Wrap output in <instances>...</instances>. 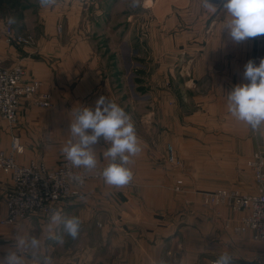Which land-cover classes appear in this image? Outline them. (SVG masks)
Segmentation results:
<instances>
[{"label": "crops", "instance_id": "crops-1", "mask_svg": "<svg viewBox=\"0 0 264 264\" xmlns=\"http://www.w3.org/2000/svg\"><path fill=\"white\" fill-rule=\"evenodd\" d=\"M121 1L57 0V4L49 9L41 8L38 2L34 5L23 3L13 15L17 23L12 26L17 33L32 34L34 43L11 45L6 41L5 33H0L4 36L0 37V63L6 66L23 64L26 67L25 78L39 79L42 83L40 89L50 91L53 96L50 107L39 106L32 99L21 101L17 131L24 150L19 160L27 163L33 158H43L49 164H55L59 150L70 139L68 130L73 119V107L94 108L100 96L120 105L135 127L136 97L132 94L137 97L143 95L149 104L152 98L156 99L151 93L153 80L155 82L159 78L161 88L169 89L167 83L170 84L169 94L166 90H159L157 94L163 125L160 136L156 138L160 141V154L167 155L164 145L167 142H173L178 152L183 148L182 142L187 141L185 145L191 148L192 157L198 158H195L192 169L195 173H199L200 158H210L215 153L225 156L227 160L220 163L229 173L235 172L237 157L241 160L258 146H264V125L253 130L233 118L227 109V96L235 85L247 83L243 79L245 64L254 60L258 65L264 58V35L239 45L232 43L222 31L226 12L219 8L215 13L205 10L202 0H141L144 13L153 8L151 11L156 15L154 20L143 23L132 19L131 8L124 12L123 20L118 19ZM5 25V19H2L0 30ZM132 39L134 42L129 41L131 44L145 47L144 57L149 66L142 72L145 78L140 75L134 77L130 86L124 78L118 45ZM176 62L185 66L183 72L186 71L194 81L195 89L189 102L195 111L173 116L169 113L170 105H173H169V100L176 101V111L183 110L177 104H185L182 93L179 92L183 100L172 90L177 86L176 81L171 85L167 80L176 77ZM139 70L135 68L133 71ZM139 81L144 85H139ZM199 87H206L207 93L198 92ZM179 88L182 89L181 85ZM147 113L152 114L151 105ZM3 123L0 119V140L1 145L7 147L10 137L6 124L1 126ZM189 131L191 136H188ZM137 137L139 143L146 142L143 137ZM144 137L155 141L153 137ZM108 147L103 138L94 145L97 161L106 166L109 161L103 152ZM156 161H152L143 148L129 164L133 185L114 187L103 180L91 179L79 197L65 203L61 214L78 217L86 228L80 229L78 237L91 241L75 244L74 239L65 235V242L59 244L53 237L63 234L62 227H50V217L44 219L34 215L16 228V235H13L10 225L0 223V255L8 250L16 252L22 264H46L48 261L50 264H162V252L164 256L171 253V249L176 247L174 244L182 238L183 249L187 250L182 255V263L192 264L202 256L215 261L219 255L210 258L200 246L207 236L202 237L194 226L182 224L184 211L177 212L179 215L174 221L171 216L158 215L161 207L167 206L168 202L172 204L174 200H167L160 183H152V174L158 171L162 185L167 188L170 184L168 171L155 167ZM142 174L149 176L141 179ZM179 178L183 179V187L189 184L188 177L176 180ZM233 180L242 182L236 174ZM10 182L9 175L0 170V218L6 214L5 192ZM175 202L178 203L177 200ZM192 205L198 210V203ZM228 212L227 215L231 214ZM213 234L217 235L219 243L226 246L233 264H248L249 260L250 264L261 263L264 243L255 241L252 232L235 237L215 228ZM33 237L40 241L35 252L20 242ZM191 247H196L197 253H192L194 248ZM190 257L195 261H189L194 260Z\"/></svg>", "mask_w": 264, "mask_h": 264}, {"label": "rangeland", "instance_id": "rangeland-1", "mask_svg": "<svg viewBox=\"0 0 264 264\" xmlns=\"http://www.w3.org/2000/svg\"><path fill=\"white\" fill-rule=\"evenodd\" d=\"M36 2H37V0H0V21L2 19H5V17H7L9 15H15L16 9H18L20 7V5H22L23 3L25 5H30V4L34 5ZM129 3H130V0H122L121 1L120 8H119L121 10H120V14L117 17L118 19L123 20L124 12L131 8L129 6ZM147 3H150V1ZM131 9L133 10L132 11L133 12L132 19L137 21L138 23L139 22L143 23V21L154 20V17L156 16L154 14V12L151 11V10H153V8H151L150 11H147L146 13H144L145 11L142 10L141 4L139 7L135 8V9H133V8H131ZM1 32H3V34L5 33L4 26H3V29L0 30V33ZM137 32H138V29H137ZM139 32H141V31H139ZM17 34H21V33H17ZM206 34H207V31H206ZM23 35H31L32 36V34H30V33L23 34ZM1 36L2 35H0V37ZM3 37L4 36H2V38ZM5 38H6V33H5ZM129 41L134 42L133 39H132V41L131 40L123 41L122 43H120L118 45V52H119V55H120L121 60H122V63H121L122 67H124V71H125L124 78L126 79V81L129 82V85L132 86V79L134 77H137L140 75V77H142L143 79L145 78L144 73H142V72H144V69L148 68L149 64L146 62L147 60L144 57L145 52H146L145 47H139L138 45L131 44ZM33 43H34V38H33ZM9 44H11V43H9ZM12 44L13 45H24V44H16V43H12ZM32 44H30V45H32ZM133 55H134V57H133ZM183 60H185V56L183 57ZM1 65L6 66L4 64H1ZM7 67H10V66H7ZM184 67H185L184 65H181V64H179V62L178 63L176 62V66H175L176 77H172V78L167 79V80H169V83H171V85L173 82L176 81V84H177L176 88L175 87L172 88V90L175 92V96H178V97H180V99H182V97L180 96V93H179V92H181L182 95L184 96V99H185V104H183L182 102L177 104L179 108L182 106V108H183L182 111H176L175 110L176 109V107H175L176 101L169 100V105L173 104V105H170V106H172V108L169 110V113H172L173 116H175L178 113L189 114V113H192L195 111V108H193V104L191 102H189V100L191 99L190 96L194 93L193 89H195V85H194V81L191 79V76L188 73H186V71L183 72ZM135 68L140 69L139 71H141V72L133 71ZM25 69H26V67H25ZM179 75H181L182 77ZM158 79L159 78H156L155 82L153 80V85H152V89H151L152 97H154V98L156 97V99L152 98V101H149V104L146 100H144L142 98L143 95H141V97H137L136 95H133L132 94L133 92L131 89L132 87L130 88V94H132V97H136V102H134L135 121H136V124H135L136 135L141 136L144 138V140H146V142L143 141L144 143H140V146L142 149L144 148L148 151V155H150V157L152 158V161L157 160L155 167L159 166V167L164 168L163 171L167 170L168 175L170 176L169 177L170 184L168 185L167 188H165L159 179L161 174L158 171L156 173L152 174V179H151L152 183H154V182L160 183L162 189L165 190L164 196L167 197V200H169V201L174 200V202L172 204H170V202H168L167 206L161 207L159 209V210H161L160 212H158V211H155V212H158V215L159 214L160 215H166L167 218L169 216H171V217H173L172 221H174V219H176V216L179 215V214L176 215L177 212L180 213L181 211L182 212L184 211V215L182 216V218L185 220L183 221L182 224L192 226V227L194 226L200 231L199 233L202 235V237L207 236L206 237L207 239L204 238V241L202 243L203 245H200L201 248H203V250H205V251H203V253L205 255H207V253H208V256H210V258H211V256H215V255L220 256L222 253L227 252L226 246L223 245L222 242L219 243V240H218L219 238H217L216 234L212 235V232L216 228L218 231L222 230L223 232H230L235 237H239V235H242V234L234 233L232 231V229L230 227H227L225 224V219H228L231 217H237L238 214L232 212L229 209V207L227 205H224V204H220V205L212 206V207L206 206L203 203V198H204L203 192L218 189V188H228V189H236L243 194H255L258 191L257 185L255 182L252 170L247 165V159L251 157L252 153L257 148L255 150H253V152L250 155H247L245 158L242 157L243 159H241V160L239 159V157L236 158L239 161L236 162V165H235L236 170H235V172L233 171V173L232 172L229 173L227 171V169L225 168V166H223L222 163H220L222 160H227V159H225V156L218 155V153L212 154L210 158L207 156L201 157L200 162L198 163V165H200L199 166L200 167L199 173L197 174L194 171H192L193 166L195 164L194 160L196 157H192L191 148H187V146L185 145L187 143V141H185L184 143L182 142V144H184L183 148L178 150V152H177V150L175 148V144L173 142H167L164 144L166 146L165 148L167 150V153H168V145L171 144V145H173L174 149L176 150L178 156L180 157L179 158L180 159L179 164L169 162L167 160V155L165 156L164 154H160L161 153L160 152V141H158L156 138H158L160 136L159 131L162 130V128H163L162 122L160 120L161 119L160 110H159L160 105L158 104L157 94H158L159 90H161V91L166 90V91H168V94H169L170 84L167 83V86L169 89L161 88L160 81ZM139 85H144V83L142 81H139ZM179 85H181L182 89L179 88ZM206 90H207L206 87H199L197 91L200 93L206 94L207 93ZM136 94H138V93H136ZM146 97L149 98L150 94ZM150 105L152 107V114L148 115L147 110L150 109ZM1 117H0V119H3L4 123L6 124V131L9 133V137H10L9 144H10L12 134L15 131L20 136L19 131H17L18 121H17V123L13 129L7 123V121L3 117L2 118ZM18 120H19V117H18ZM152 122L154 124H152ZM4 123L1 124V126H3ZM161 125H162V127H161ZM214 128H217V127H213V129ZM189 132L190 133L188 134V136H191L192 135L191 131H189ZM144 136L153 137V140H155V141L151 142L150 140L145 139ZM1 144L2 143L0 140V145ZM9 144L7 147H4L2 145L1 146L3 148L7 149L9 147ZM258 147H264V146L260 145ZM33 159L45 160L43 158H33ZM197 159L198 158H196V160ZM233 160H234V158L232 156V161ZM142 162H144V160H142ZM142 162H141V164H143ZM98 163L106 167V165L102 164L101 162L98 161ZM165 165H167V166H165ZM155 170H158V169L155 168ZM235 174L239 177V181H242V182H240V183L234 182L233 177ZM148 176H149L148 174L140 175L141 179L142 178L147 179ZM178 177H184L185 179L187 177L189 178L188 179L189 184L186 187H182V189H180V190L177 189L178 179L176 180V178H178ZM179 179H182V178H179ZM99 180H103V179H99ZM175 180H176V183L174 184ZM133 184L134 183H132V182L129 183V185H133ZM8 189H9V187L7 188V190ZM202 189H204V190H202ZM206 189H208V190H206ZM156 196L158 197V195H156ZM72 199H74V198L68 199L64 202L63 206L61 207V210H59L61 213L65 210V203L68 202L69 200H72ZM175 200H177L178 203H176ZM195 202L198 203V205H199L198 210L197 209L195 210L196 207L192 205ZM180 203L182 204V206H180ZM153 207L155 208V206H153ZM69 209L70 208H68L65 212H68ZM227 210L229 211L228 213H231V214L227 215L226 214ZM192 215H194V216H192ZM50 216L40 215V217L44 218V219H47ZM195 220H198V222ZM98 224L101 226V223H98ZM35 228L37 229V226ZM81 229H86L82 226V223H81ZM187 231H190V230H187ZM245 233H247V232H245ZM252 238H253V236H252ZM253 239L255 241H258V242L263 244V242L256 240L255 238H253ZM84 240H87V241L90 240L91 241V239H81V238L77 237L76 239H74V242H75V244H79V241L83 243ZM92 240H93V242L95 241V239H92ZM182 243H183V240L181 238V240L179 239L178 242L176 244H174L176 246V247L174 246L175 247L174 249L170 248L171 247L170 243L167 244L168 248H170L172 252L168 253L166 256H164V254L162 252V255L160 256L162 264H186L185 262H183V263L181 262V258H183L182 255H185L187 253V250L185 251L183 249ZM191 248H194L192 253H197V251L195 250L196 247H191ZM175 251H177V252H175ZM190 258H193V257H190ZM189 261H195V259L189 260ZM213 262L214 261H209L207 259V256H206V258H203V256H202V258L199 259V261L197 260L192 264H199V263L200 264H213ZM250 262L251 261L249 260L248 264H250ZM260 264H264V254H263V258L261 259Z\"/></svg>", "mask_w": 264, "mask_h": 264}, {"label": "clouds", "instance_id": "clouds-1", "mask_svg": "<svg viewBox=\"0 0 264 264\" xmlns=\"http://www.w3.org/2000/svg\"><path fill=\"white\" fill-rule=\"evenodd\" d=\"M43 9H49L57 4V0H37ZM141 0H130L129 6L139 7ZM202 7L213 13L223 9L227 19L222 31L234 44L264 35V0H202ZM8 26L15 25L17 19L13 15L5 18ZM243 79L247 83L235 85L227 96V109L237 121L243 122L253 130L264 125V58L257 65L249 60L244 66ZM74 109V110H73ZM73 119L70 122V139L62 148V153L74 168L92 172L97 167V157L94 145L101 138L109 147L103 152L109 161L100 175L105 184L122 187L133 179V172L129 167L131 158L137 156L142 148L136 135L131 117L117 103L105 96H100L95 106L73 107ZM70 178L83 184L84 177L70 173ZM49 226L62 227V235L53 237L59 244H63L64 236L76 239L80 233L81 220L76 216L62 215L60 211H53L48 222ZM28 250L35 252L40 246L37 238L27 241L21 239ZM0 264H22L21 257L11 250L0 255ZM50 264V261L46 262ZM214 264H233L232 256L222 253Z\"/></svg>", "mask_w": 264, "mask_h": 264}, {"label": "built area", "instance_id": "built-area-1", "mask_svg": "<svg viewBox=\"0 0 264 264\" xmlns=\"http://www.w3.org/2000/svg\"><path fill=\"white\" fill-rule=\"evenodd\" d=\"M6 40L9 43L30 45L31 35L17 34L12 26L6 25ZM26 69L21 63L10 67L0 64V115L14 129L19 117L21 101L32 99L35 104L50 107L53 96L42 91L39 79H26ZM19 134H12L7 149L0 145V170L9 175V189L5 192L6 214L0 223L10 225L13 235L25 220L34 215L50 216L53 211L61 210L64 202L81 195L86 183L91 179H102L101 171L105 166L97 163L92 172L74 168L62 153L58 152L57 162L53 165L45 160L31 159L21 163L19 155L23 153ZM167 160L180 163L173 145H168ZM257 185L255 194H243L236 189L218 188L203 192V203L212 207L227 205L237 213V217L225 219V224L236 234L252 232L253 238L264 243V147H258L247 159ZM70 173L84 177L83 184L70 178ZM183 187L178 179L177 189ZM15 239V238H14ZM23 252H26L24 249ZM214 264V262H213Z\"/></svg>", "mask_w": 264, "mask_h": 264}]
</instances>
